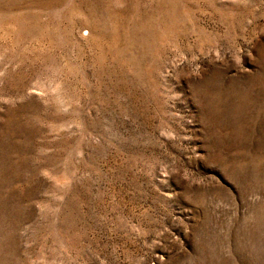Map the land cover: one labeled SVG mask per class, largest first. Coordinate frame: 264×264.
<instances>
[{
    "label": "rangeland",
    "instance_id": "1",
    "mask_svg": "<svg viewBox=\"0 0 264 264\" xmlns=\"http://www.w3.org/2000/svg\"><path fill=\"white\" fill-rule=\"evenodd\" d=\"M0 264H264V0H0Z\"/></svg>",
    "mask_w": 264,
    "mask_h": 264
}]
</instances>
